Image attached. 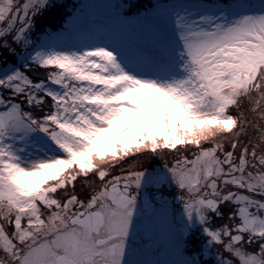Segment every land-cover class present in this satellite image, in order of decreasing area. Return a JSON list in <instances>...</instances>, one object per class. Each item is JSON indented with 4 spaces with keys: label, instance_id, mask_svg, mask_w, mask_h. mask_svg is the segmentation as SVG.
<instances>
[{
    "label": "snow or ice",
    "instance_id": "obj_1",
    "mask_svg": "<svg viewBox=\"0 0 264 264\" xmlns=\"http://www.w3.org/2000/svg\"><path fill=\"white\" fill-rule=\"evenodd\" d=\"M108 7L0 0V264H264V0Z\"/></svg>",
    "mask_w": 264,
    "mask_h": 264
},
{
    "label": "flooded vegetation",
    "instance_id": "obj_2",
    "mask_svg": "<svg viewBox=\"0 0 264 264\" xmlns=\"http://www.w3.org/2000/svg\"><path fill=\"white\" fill-rule=\"evenodd\" d=\"M219 222V221H217ZM146 226L149 231L153 234V239L155 241V245L159 248V253L156 257L160 261V264H173L174 261L171 260V258L174 257L178 260L179 257L176 255L174 250L170 247V245L167 243V233L165 225L162 221H147ZM199 238L198 233H194L187 241V246L185 248V251L191 255L199 251ZM176 260V261H177Z\"/></svg>",
    "mask_w": 264,
    "mask_h": 264
},
{
    "label": "rangeland",
    "instance_id": "obj_3",
    "mask_svg": "<svg viewBox=\"0 0 264 264\" xmlns=\"http://www.w3.org/2000/svg\"><path fill=\"white\" fill-rule=\"evenodd\" d=\"M130 1H135L136 3L139 1H144L145 4L148 3V0H122V2H125V3H128ZM116 2H118V0H84L82 4L88 7L87 22L90 24L108 22L110 19V9L108 6ZM154 3H155V0H154ZM137 5L139 4H134V7ZM77 188L79 190V184L77 185ZM171 260L174 261L173 264H175V261L177 259L175 258L174 260V257H173L171 258ZM170 263L171 261L169 262V264Z\"/></svg>",
    "mask_w": 264,
    "mask_h": 264
},
{
    "label": "trees",
    "instance_id": "obj_4",
    "mask_svg": "<svg viewBox=\"0 0 264 264\" xmlns=\"http://www.w3.org/2000/svg\"><path fill=\"white\" fill-rule=\"evenodd\" d=\"M84 0H58L59 3L63 4L65 6L64 10H71L72 6H79L80 4L83 3ZM133 6L134 4H139L137 6H135L134 8H138V9H144L146 6L151 5L154 3V0H148V3L145 4L144 1H139V2H135V1H130Z\"/></svg>",
    "mask_w": 264,
    "mask_h": 264
}]
</instances>
